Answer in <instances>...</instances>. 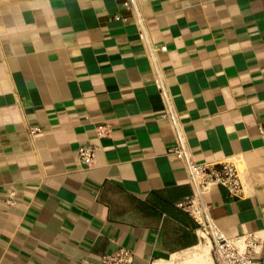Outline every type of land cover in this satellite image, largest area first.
I'll list each match as a JSON object with an SVG mask.
<instances>
[{
    "label": "crops",
    "instance_id": "crops-1",
    "mask_svg": "<svg viewBox=\"0 0 264 264\" xmlns=\"http://www.w3.org/2000/svg\"><path fill=\"white\" fill-rule=\"evenodd\" d=\"M137 2L155 62L123 0H0V264H88L120 245L133 264H224L178 205L193 187L156 67L194 159L237 165L241 194L212 183L200 198L262 264L264 0Z\"/></svg>",
    "mask_w": 264,
    "mask_h": 264
},
{
    "label": "built area",
    "instance_id": "built-area-1",
    "mask_svg": "<svg viewBox=\"0 0 264 264\" xmlns=\"http://www.w3.org/2000/svg\"><path fill=\"white\" fill-rule=\"evenodd\" d=\"M122 8L134 13L140 37L147 43L150 56L155 62L157 48L149 42L146 19L140 11L137 0H123ZM115 18L127 20V17L121 14H116ZM155 82L164 103L162 116L168 119L174 131L175 144L169 153L185 162L189 182L193 187V194L180 201L178 205L189 211L195 218L204 236L212 238L215 251L224 264H257L247 249L251 245L250 237L248 235L227 236L215 223L209 205L200 198L212 183L223 184L231 193L241 194L243 185L237 165L230 159H223L219 162H198L194 159L180 113L174 103V97L162 72L157 67ZM31 130L35 131V128ZM79 155L81 161L89 166L95 155V147L83 145L79 149ZM8 202H14L12 197L8 199ZM133 258L132 250L120 245L113 251L100 255L97 260L87 262L88 264H133Z\"/></svg>",
    "mask_w": 264,
    "mask_h": 264
},
{
    "label": "water",
    "instance_id": "water-1",
    "mask_svg": "<svg viewBox=\"0 0 264 264\" xmlns=\"http://www.w3.org/2000/svg\"><path fill=\"white\" fill-rule=\"evenodd\" d=\"M262 264H264V254H263V260H262Z\"/></svg>",
    "mask_w": 264,
    "mask_h": 264
}]
</instances>
